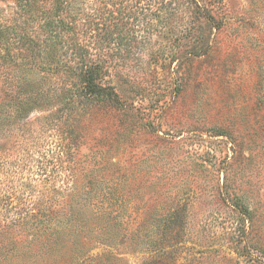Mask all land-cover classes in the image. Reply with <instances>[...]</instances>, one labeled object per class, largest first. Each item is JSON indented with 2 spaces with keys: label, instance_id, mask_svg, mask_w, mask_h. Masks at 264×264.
<instances>
[{
  "label": "rangeland",
  "instance_id": "rangeland-1",
  "mask_svg": "<svg viewBox=\"0 0 264 264\" xmlns=\"http://www.w3.org/2000/svg\"><path fill=\"white\" fill-rule=\"evenodd\" d=\"M212 4L223 26L206 30L214 32L208 54L179 70L170 60H120L106 77L116 84L115 98L83 104L73 97L72 115L59 122L80 132L75 170H92L73 186L80 192L94 186L88 199L99 204L104 221L96 236H75L78 245L65 236L59 252L78 246L84 256H100L89 264H264V0ZM16 10L15 0H0V76L24 73L3 58ZM18 52L12 55L21 57ZM29 76L27 87L37 92L59 86L41 72ZM59 93L53 109L69 98L66 90ZM17 100L7 116L13 135L23 133L15 127ZM48 112L33 111L29 120ZM41 134L42 149L27 158L31 176L21 185L35 196L62 198L54 190L62 172L56 170H62L59 138ZM23 137L24 145H9L18 162L25 155L18 151L33 139ZM43 163L47 172L38 169ZM14 174L13 184H20ZM179 206L182 226L164 234L165 218ZM76 214L90 222L94 208L80 204ZM59 215L69 216V206H60Z\"/></svg>",
  "mask_w": 264,
  "mask_h": 264
},
{
  "label": "trees",
  "instance_id": "trees-1",
  "mask_svg": "<svg viewBox=\"0 0 264 264\" xmlns=\"http://www.w3.org/2000/svg\"><path fill=\"white\" fill-rule=\"evenodd\" d=\"M212 1L15 0L17 10L6 28L9 55L3 58L8 65L12 62L24 69V73L19 76L8 71L0 76V264H58V257L89 264L90 259L94 262L100 259L99 255L84 256L85 248L78 246L71 252H59L65 236H96L101 233L104 221L99 204L88 199L94 186L89 185L86 192L77 191L73 186L77 176L92 172L80 174L74 168L75 141L80 132L62 126L59 121H67L64 116L72 115L74 96H77L76 102L83 104L115 98L116 84L106 77L120 60L147 57L170 60L169 66L175 63V69L179 70L192 58L208 54L214 32L207 34V31L220 30L223 26L215 16ZM187 12L191 13L188 18ZM13 50L20 51L21 57L12 55ZM29 72H41L49 83L59 84L58 88L38 92L29 89ZM60 90L68 91L69 98H64L60 108L53 109L52 102L60 95ZM16 97L19 110H16L18 124L15 127L23 133L13 135L17 132H13L7 116L12 112L11 101ZM41 110L49 112L29 120L33 111ZM36 120L42 123L35 126ZM41 131L52 132L59 138L62 170H56L58 174L62 172L55 181L59 186L54 190H58L62 198L35 196L30 187L21 185L23 179L31 176V160L27 158L42 149ZM24 134L33 139L18 151L19 155L25 153L18 162L16 158L11 159V146L24 145ZM20 136L21 139L14 138ZM38 169L48 171L44 163ZM14 173L18 174L20 184H13ZM64 204L69 206L70 212L66 217L59 215L60 206ZM80 204L94 208L90 222L83 216L76 218V206ZM180 211L179 206L165 218L164 234L182 226ZM74 242L78 245L76 237Z\"/></svg>",
  "mask_w": 264,
  "mask_h": 264
}]
</instances>
